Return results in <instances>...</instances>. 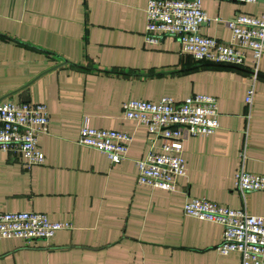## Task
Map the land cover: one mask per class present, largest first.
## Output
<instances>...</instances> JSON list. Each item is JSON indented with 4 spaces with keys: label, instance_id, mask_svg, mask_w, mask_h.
<instances>
[{
    "label": "crops",
    "instance_id": "0c3cea01",
    "mask_svg": "<svg viewBox=\"0 0 264 264\" xmlns=\"http://www.w3.org/2000/svg\"><path fill=\"white\" fill-rule=\"evenodd\" d=\"M199 1L208 19L200 34L221 43L231 31L216 19L264 13V2ZM147 2L0 0V103H41L49 117L37 142L42 165L0 151V212L44 213L71 225L30 246L0 239V264H240V253L216 250L222 226L183 207L204 198L264 220V192L233 188L240 170L264 175V56L254 79L250 55L237 68L195 62L172 36L146 43ZM192 95L216 99L219 128L180 143L186 176L174 191L137 185L135 161L167 141L124 119L122 103ZM84 121L128 134L126 159L113 164L79 146Z\"/></svg>",
    "mask_w": 264,
    "mask_h": 264
},
{
    "label": "built area",
    "instance_id": "2783aa9c",
    "mask_svg": "<svg viewBox=\"0 0 264 264\" xmlns=\"http://www.w3.org/2000/svg\"><path fill=\"white\" fill-rule=\"evenodd\" d=\"M255 4L264 0H233ZM208 19L199 0H148L145 9V42L156 44L160 38L178 39L181 52L195 62L241 68L251 56V73H259L264 56V13L259 17L236 15L230 20L216 19L231 31L229 43L200 34ZM254 89L245 93V104L252 105ZM124 119L143 125L153 137L167 142L158 151H148L135 161L137 185L174 191L176 179L186 176L180 143L186 136H208L219 128V110L214 97L192 95L182 101L162 97L159 101L131 100L122 103ZM48 111L44 104L4 101L0 103V151L10 153L24 165L40 166L44 155L37 148L38 137L47 134ZM131 137L123 132L91 128L84 121L76 143L107 156L113 164L126 159ZM233 188L240 192H264V175L238 171ZM186 216L222 226V239L216 246L221 255L240 253V264H264V220L244 210H233L204 198H193L183 207ZM70 223L50 221L37 212H0V239H16L24 246L32 241H47L57 231L69 230Z\"/></svg>",
    "mask_w": 264,
    "mask_h": 264
},
{
    "label": "water",
    "instance_id": "95a60500",
    "mask_svg": "<svg viewBox=\"0 0 264 264\" xmlns=\"http://www.w3.org/2000/svg\"><path fill=\"white\" fill-rule=\"evenodd\" d=\"M67 63L64 61V62H62L61 64H59V65H57V66H54V67H52V68H50L48 71H46V72H49V71H51V70H55V69H57V68H60V67H62V66H64V65H66Z\"/></svg>",
    "mask_w": 264,
    "mask_h": 264
}]
</instances>
